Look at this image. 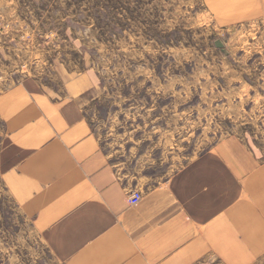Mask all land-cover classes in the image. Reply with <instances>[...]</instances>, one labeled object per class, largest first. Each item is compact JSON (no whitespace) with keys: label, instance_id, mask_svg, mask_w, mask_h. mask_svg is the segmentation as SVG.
<instances>
[{"label":"rangeland","instance_id":"rangeland-1","mask_svg":"<svg viewBox=\"0 0 264 264\" xmlns=\"http://www.w3.org/2000/svg\"><path fill=\"white\" fill-rule=\"evenodd\" d=\"M240 1L0 0V95L94 70L93 129L119 176L145 190L228 137L264 162V0ZM4 140L0 117V152ZM248 259L264 264V251ZM0 264H62L1 172Z\"/></svg>","mask_w":264,"mask_h":264},{"label":"crops","instance_id":"crops-1","mask_svg":"<svg viewBox=\"0 0 264 264\" xmlns=\"http://www.w3.org/2000/svg\"><path fill=\"white\" fill-rule=\"evenodd\" d=\"M98 79L94 70L66 71L55 88L27 77L0 95L2 181L54 256L62 264H245L262 253L259 154L228 137L165 184L132 186L88 116ZM202 185L208 195L198 202Z\"/></svg>","mask_w":264,"mask_h":264},{"label":"snow or ice","instance_id":"snow-or-ice-1","mask_svg":"<svg viewBox=\"0 0 264 264\" xmlns=\"http://www.w3.org/2000/svg\"><path fill=\"white\" fill-rule=\"evenodd\" d=\"M207 195H208V192L204 189V187L202 185L200 192H199V201L198 202H203L204 197Z\"/></svg>","mask_w":264,"mask_h":264},{"label":"built area","instance_id":"built-area-1","mask_svg":"<svg viewBox=\"0 0 264 264\" xmlns=\"http://www.w3.org/2000/svg\"><path fill=\"white\" fill-rule=\"evenodd\" d=\"M131 194L134 197V199H139L142 196V193L139 191H133Z\"/></svg>","mask_w":264,"mask_h":264},{"label":"water","instance_id":"water-1","mask_svg":"<svg viewBox=\"0 0 264 264\" xmlns=\"http://www.w3.org/2000/svg\"><path fill=\"white\" fill-rule=\"evenodd\" d=\"M217 46H218V47H223V46H224V44H223V42H222V41H220V40H219V41H217Z\"/></svg>","mask_w":264,"mask_h":264}]
</instances>
